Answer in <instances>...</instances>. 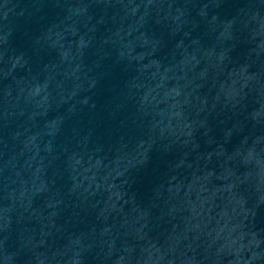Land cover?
Here are the masks:
<instances>
[{
    "label": "water",
    "instance_id": "obj_1",
    "mask_svg": "<svg viewBox=\"0 0 264 264\" xmlns=\"http://www.w3.org/2000/svg\"><path fill=\"white\" fill-rule=\"evenodd\" d=\"M0 264H264V0H139L0 215Z\"/></svg>",
    "mask_w": 264,
    "mask_h": 264
}]
</instances>
